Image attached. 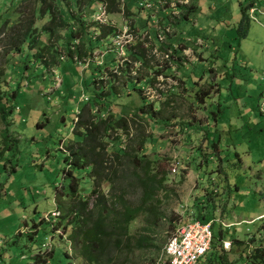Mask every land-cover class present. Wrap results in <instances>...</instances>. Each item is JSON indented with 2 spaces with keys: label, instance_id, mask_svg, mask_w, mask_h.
<instances>
[{
  "label": "rangeland",
  "instance_id": "374dc122",
  "mask_svg": "<svg viewBox=\"0 0 264 264\" xmlns=\"http://www.w3.org/2000/svg\"><path fill=\"white\" fill-rule=\"evenodd\" d=\"M102 1L101 9L84 8L91 41L109 42L95 23L115 29L116 39L86 58L72 61L59 48L58 65L45 68L12 54L10 68L1 44L7 36L0 37L5 90L19 85L9 122L16 146L0 157V264H86L68 232L56 228L57 205L69 202L61 188L69 184L67 148L79 139L72 132L84 108L89 118L126 117L128 134L112 130L104 138L108 152L116 143L129 147L165 174L158 226L132 223L134 240L144 227L151 242L123 256L127 264H167L163 251L174 229L198 218L213 224L212 264H254L256 251L264 264V2L120 0L121 12L108 15ZM31 2L0 0V22L16 21L19 5L27 16ZM251 3L243 35L241 8ZM140 109L150 121L135 117H143ZM74 173L82 174L85 198L92 180L88 171ZM108 190L103 183L100 191Z\"/></svg>",
  "mask_w": 264,
  "mask_h": 264
},
{
  "label": "trees",
  "instance_id": "16d2710c",
  "mask_svg": "<svg viewBox=\"0 0 264 264\" xmlns=\"http://www.w3.org/2000/svg\"><path fill=\"white\" fill-rule=\"evenodd\" d=\"M25 1L27 0H20V5ZM82 1L60 0L58 3L56 0H32L27 16H23V13L19 12L21 8L19 5L16 21L0 22V37L7 36L6 40L1 43L4 54L7 56L6 67L13 66L9 62V55L15 54L16 56L23 53V59L31 57L45 68L56 67L59 63L57 58L59 48L64 50L67 59L73 61L75 56L80 59L86 58L97 50H103L107 44L113 42L116 30L97 23H95L97 27L101 28L100 33H104L103 36L109 42L104 44V39L101 43L100 39H94L92 42L93 33H90L89 29L93 27V24L84 15L85 7H100L104 1ZM119 1L106 0L108 15L121 12L118 7ZM61 5L68 9L63 10ZM71 5H75L74 8H70L72 11L69 10ZM252 7L253 3L241 8L243 35L248 30V20L251 18H249L248 12ZM93 10L91 13H94ZM105 28H108L106 35ZM41 34L46 35L44 42L41 41ZM62 40L63 43L59 47H55V43ZM84 41L88 44L89 49L83 48ZM107 54L108 51L103 52V57ZM60 61H62L61 58ZM21 63H25V61ZM100 71L98 68V73ZM99 75L93 78L94 83ZM6 82L4 69L0 67V124L3 126L0 128V157L16 146V140L9 132V122L16 109L13 101L18 96L19 85H16L15 90L12 89L8 93L4 86ZM101 94L97 93V96L100 97ZM83 112L84 114H80L76 118L74 132H72L79 139L70 142L71 145L67 148L68 156L65 161L68 170L65 176L68 178L69 184L67 189L61 188L62 199H67L69 202L66 205L60 203L57 205L56 211L59 219L56 228L61 224L60 229L63 234L66 235L68 232L72 250L86 264H127V256L131 252L142 250L146 248L145 244L151 242L149 231L144 227L142 234L134 240V234L130 232L132 223L141 219L146 227L156 228L158 226L157 195L160 189L164 188L165 174L159 173L157 161L140 157L135 152L130 153L129 147L122 148L116 143L114 149L108 152L104 138L112 130L128 134L130 125L126 117L114 120L109 116H101L102 118L96 119L95 116L85 117L88 115L87 108H84ZM155 112L152 109V117ZM140 113L143 114V117L139 115H135V117L144 119L146 122L150 121V114L145 115L142 109H140ZM143 144L144 139L140 142L137 150H142L141 145ZM70 169L79 172L88 171V176L92 180V190L87 197H81L79 192V181L82 174L75 175L74 171ZM103 183H107L109 186L107 194L100 191ZM197 220L208 223L204 219L198 218ZM213 238L212 245H214ZM213 249L214 246L210 248L199 264L213 263ZM2 251H0L1 259L4 256ZM123 256L127 257L126 260L122 258ZM38 257L35 256L34 259ZM220 258L222 263V257ZM252 260L254 264H263L261 252L256 251Z\"/></svg>",
  "mask_w": 264,
  "mask_h": 264
},
{
  "label": "built area",
  "instance_id": "2783aa9c",
  "mask_svg": "<svg viewBox=\"0 0 264 264\" xmlns=\"http://www.w3.org/2000/svg\"><path fill=\"white\" fill-rule=\"evenodd\" d=\"M103 6L101 5L100 9ZM54 81L58 85L60 84L59 79H54ZM212 225L209 222L202 223L198 220H191L178 226L164 247L163 255L166 263L199 264L211 248ZM226 245L229 246L228 243H224V246Z\"/></svg>",
  "mask_w": 264,
  "mask_h": 264
},
{
  "label": "crops",
  "instance_id": "0c3cea01",
  "mask_svg": "<svg viewBox=\"0 0 264 264\" xmlns=\"http://www.w3.org/2000/svg\"><path fill=\"white\" fill-rule=\"evenodd\" d=\"M262 2H264V0H262ZM254 5V4H253ZM254 7H255V5L249 10V13H251V16H253L254 15ZM251 11H253V12H251ZM163 13H160V15H162ZM165 15L163 14V17H164ZM250 16V17H251ZM97 73V72H96ZM96 73H94V74H92V77H95V76H97L98 74H96ZM53 79H56V78H53ZM62 84L64 83V81L62 80V82H61ZM263 216V215H262ZM261 216V217H262ZM258 218H260V217H258ZM258 218H256V219H252V220H247V221H250L251 223L254 221V220H257ZM244 222H246V221H244ZM248 223V222H247ZM231 228V227H230ZM230 228H226V229H230ZM225 229V228H224ZM224 243H227V242H224ZM228 263H229V261H227Z\"/></svg>",
  "mask_w": 264,
  "mask_h": 264
},
{
  "label": "clouds",
  "instance_id": "9594fccd",
  "mask_svg": "<svg viewBox=\"0 0 264 264\" xmlns=\"http://www.w3.org/2000/svg\"><path fill=\"white\" fill-rule=\"evenodd\" d=\"M56 78V77H55Z\"/></svg>",
  "mask_w": 264,
  "mask_h": 264
}]
</instances>
